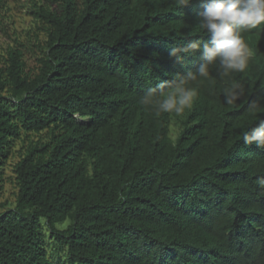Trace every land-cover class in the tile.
<instances>
[{
  "label": "trees",
  "instance_id": "1",
  "mask_svg": "<svg viewBox=\"0 0 264 264\" xmlns=\"http://www.w3.org/2000/svg\"><path fill=\"white\" fill-rule=\"evenodd\" d=\"M51 1L33 11L37 70L23 43L0 63V196L12 145L47 133L15 163L0 264H56L47 231L62 264H264V149L243 141L264 120V24L242 33L255 53L245 72L210 69L189 82L191 111L157 117L139 100L198 66L199 53L182 67L169 49L207 42V0Z\"/></svg>",
  "mask_w": 264,
  "mask_h": 264
},
{
  "label": "clouds",
  "instance_id": "2",
  "mask_svg": "<svg viewBox=\"0 0 264 264\" xmlns=\"http://www.w3.org/2000/svg\"><path fill=\"white\" fill-rule=\"evenodd\" d=\"M190 2L177 0L180 6ZM198 17L196 26L203 32L206 30L207 42L193 40L169 49V58L182 67L186 66L187 56L199 53L198 66L186 73H174L173 79L148 88L139 100L145 111L151 110L157 117L162 114L181 117L191 111L199 98V90L188 86L189 82L198 83V77L209 78L210 69H218L222 76L245 72L255 53L242 33L264 24V0H207ZM238 89L240 85L235 82L224 89L227 104L232 105L239 99ZM243 141L247 146L264 149V120L244 131Z\"/></svg>",
  "mask_w": 264,
  "mask_h": 264
},
{
  "label": "rangeland",
  "instance_id": "3",
  "mask_svg": "<svg viewBox=\"0 0 264 264\" xmlns=\"http://www.w3.org/2000/svg\"><path fill=\"white\" fill-rule=\"evenodd\" d=\"M50 2L53 7L57 3L51 0H0V63L3 64V58L9 46L23 43L22 46L25 52L24 58L27 63V70L35 72L38 67V56L41 53L40 44L44 43L46 35L40 32L36 36V24L34 9L36 3ZM87 120V119H83ZM175 131V130H174ZM175 133V132H174ZM47 133L43 132L40 135L24 136V139L29 141V138L45 137ZM24 139L17 140L12 145L7 163L4 168V185L0 196V212L13 206L18 191L16 183V175L14 171L15 163L20 158V153L23 148ZM25 142V141H24ZM5 204V205H4ZM68 221L60 223V227H65ZM47 240L49 243V252L56 264H62L65 259V252L57 250V243L47 231Z\"/></svg>",
  "mask_w": 264,
  "mask_h": 264
}]
</instances>
